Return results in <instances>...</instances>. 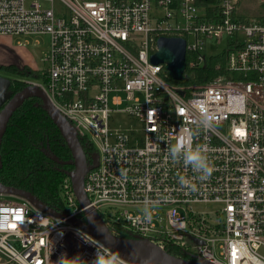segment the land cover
Instances as JSON below:
<instances>
[{
    "label": "built area",
    "instance_id": "1",
    "mask_svg": "<svg viewBox=\"0 0 264 264\" xmlns=\"http://www.w3.org/2000/svg\"><path fill=\"white\" fill-rule=\"evenodd\" d=\"M234 3L0 0V35L50 37L47 67L31 85L73 124L91 148V164L98 154L85 175L86 207L114 234L126 231L160 247L167 238L217 264H264V24L242 23L230 11ZM171 35L186 40L192 66L207 60L209 40L228 38L214 54L223 53L232 78L191 83L184 71L181 81L169 82L166 64L151 56L158 39ZM117 111L141 128L114 130ZM201 113L208 114L206 126L198 124ZM189 130L212 169L204 179L167 155V142ZM67 177L64 218L28 199L0 201V264H91L99 249L107 264H131L69 220L84 219L86 207ZM199 202L220 208L198 210Z\"/></svg>",
    "mask_w": 264,
    "mask_h": 264
},
{
    "label": "water",
    "instance_id": "2",
    "mask_svg": "<svg viewBox=\"0 0 264 264\" xmlns=\"http://www.w3.org/2000/svg\"><path fill=\"white\" fill-rule=\"evenodd\" d=\"M158 50L151 56L153 63H165L171 78L180 80L186 69V40L182 37L161 36L158 39ZM11 78L0 75V147L3 136L6 132L9 120L14 112L31 97L41 99L43 107L47 110L51 119L59 129L67 146L72 152V159L69 161L75 168L64 170L71 178L75 195L82 207L89 205V199L84 189L86 173L98 165V154L94 157L92 165H88L87 158L73 124L50 102L44 90L35 84L27 85L15 94L9 91ZM57 163H61L56 156H53ZM2 158L0 155V168ZM10 193L31 201L40 210L55 217L64 218V212L57 211L37 198L31 192L6 185L0 181V194ZM84 219L70 218L69 220L77 226L82 227L88 233L96 237L111 252L131 264H217L201 256L185 258L166 251L154 242L124 237L114 234L105 224L99 212L86 207ZM202 243V242H201Z\"/></svg>",
    "mask_w": 264,
    "mask_h": 264
},
{
    "label": "trees",
    "instance_id": "3",
    "mask_svg": "<svg viewBox=\"0 0 264 264\" xmlns=\"http://www.w3.org/2000/svg\"><path fill=\"white\" fill-rule=\"evenodd\" d=\"M198 1L200 6L218 2V0ZM215 56L207 70L197 71L193 82H207L205 78L211 79L217 73L214 70L217 68L216 62L221 60L223 53ZM189 58L187 56L188 61ZM10 70L14 71L13 74ZM0 71L11 74L9 91L12 94L26 86L22 81L14 79L18 77L17 75L39 77L36 70L27 64L19 68L15 63H1ZM81 143L85 150H91L84 140L81 139ZM0 155L2 183L25 189L47 205L57 210H64L59 195V185L66 176L64 170L74 169V165L69 163L72 152L43 107L40 98L26 99L14 112L2 139ZM53 156L62 162L57 163ZM165 250L174 255L188 257L178 245L169 244Z\"/></svg>",
    "mask_w": 264,
    "mask_h": 264
},
{
    "label": "rangeland",
    "instance_id": "4",
    "mask_svg": "<svg viewBox=\"0 0 264 264\" xmlns=\"http://www.w3.org/2000/svg\"><path fill=\"white\" fill-rule=\"evenodd\" d=\"M45 5H49V3H46ZM235 6V3H234ZM57 7L60 9H63V6H61L60 3H57ZM205 9H202L204 11ZM235 14L236 17L241 19L242 18H261L264 17V0H236V6H235ZM156 13H160V9L155 10ZM241 36H243V33H241ZM167 37H179V36H167ZM228 40V38H225L220 41V43L217 45L215 41L209 40L208 41V53H207V60L203 62V64L200 65H190L187 64V55H186V69L185 72L188 74V82L191 83H199V82H193V79H196V73L198 70H207L210 66L211 60L216 57L215 52H219L223 49L225 46V41ZM50 46V37L46 34H31L27 36H7V35H0V65L1 63H10L14 62L15 65L19 66V68H22L24 65V61L30 62L31 64L28 65L30 68H33L36 70L37 74H39L40 77V70L45 69L47 67L46 62V55L49 51ZM22 55V57H21ZM221 60L216 62V66L218 63L222 64V68L220 69H214L215 72H217L211 79L205 78V81L209 82L213 79H215L218 75H224L225 77H231V75L226 74L227 72L223 68L224 60L223 58H220ZM40 69V70H39ZM10 70V73L13 74L14 71ZM205 73V72H204ZM1 75L10 77L11 74L0 71ZM18 77L14 78L17 80L22 81L23 83L27 85H31L32 81H34L36 78L39 77H32L29 75H17ZM14 77V76H13ZM235 78V77H233ZM42 80V79H39ZM169 82L177 83L179 81L168 78ZM204 83V82H200ZM141 124L138 123L137 120L131 118L125 111H117L113 114V118L111 121V126L114 130L124 128V129H140ZM79 137V136H78ZM81 140L82 138L79 137ZM83 140V139H82ZM90 165H92L90 163ZM66 175L63 180L67 177ZM70 178V177H69ZM71 179V178H70ZM62 180V182H63ZM85 183V179H84ZM75 193V192H74ZM62 194V185L60 183L59 185V195ZM76 196V195H75ZM61 197V196H60ZM77 198V197H76ZM20 199H24L20 196L10 194V193H2L0 194V201H20ZM78 200V199H77ZM79 202V201H78ZM193 206L198 210H204L209 212H215L218 208H220L219 203L210 202H199L193 204ZM55 209V208H54ZM64 209V208H63ZM57 210V209H56ZM65 210V209H64ZM61 211V210H57ZM119 235L121 236H128L132 237L128 232L121 231L119 232ZM138 239V238H137ZM166 243L161 246L162 248H166V246L170 245H178L181 247V250L184 252L188 258L191 256L188 254V252L185 250L184 244H178L174 241H171L167 238H162ZM156 241V240H155ZM189 244L195 243L194 240H189ZM157 245L158 242L156 241ZM200 243V242H198ZM201 244V243H200ZM160 246V245H159ZM219 256V254H217ZM178 256V255H177Z\"/></svg>",
    "mask_w": 264,
    "mask_h": 264
},
{
    "label": "clouds",
    "instance_id": "5",
    "mask_svg": "<svg viewBox=\"0 0 264 264\" xmlns=\"http://www.w3.org/2000/svg\"><path fill=\"white\" fill-rule=\"evenodd\" d=\"M208 123V114L201 113L198 124L206 126ZM194 133L189 130L184 137L176 139L174 142H167V155L172 161H180L185 167L189 168L192 173L200 178H206L210 172L211 167L203 148L200 145L193 144L190 137ZM182 185L190 189H195V184L185 177L179 178ZM91 264H107V256L101 249L97 252Z\"/></svg>",
    "mask_w": 264,
    "mask_h": 264
},
{
    "label": "bare ground",
    "instance_id": "6",
    "mask_svg": "<svg viewBox=\"0 0 264 264\" xmlns=\"http://www.w3.org/2000/svg\"><path fill=\"white\" fill-rule=\"evenodd\" d=\"M191 1H193V4H194V5H196V6H200L198 0H191ZM224 10H225L224 7H219L217 11H218V13H220V11H224ZM230 11H231V13H233V12L236 11V10H234V9L231 8ZM235 15H236V14H235ZM242 23H245V24H250V23H260V24H264V17H261V18H255V19L242 18ZM195 61H197V60H195ZM195 61H194V62H195Z\"/></svg>",
    "mask_w": 264,
    "mask_h": 264
},
{
    "label": "flooded vegetation",
    "instance_id": "7",
    "mask_svg": "<svg viewBox=\"0 0 264 264\" xmlns=\"http://www.w3.org/2000/svg\"><path fill=\"white\" fill-rule=\"evenodd\" d=\"M18 92V91H17ZM15 94V93H14ZM13 95V94H12ZM81 141V140H80ZM82 144V143H81ZM83 146V145H82ZM83 149H84V147H83ZM84 152H85V155H86V158H87V162H88V165H90V160H91V157H92V152H91V150H85L84 149ZM97 155V154H96ZM74 168H75V166H74ZM10 186H12V185H10ZM186 258H188V257H186ZM191 258V257H190Z\"/></svg>",
    "mask_w": 264,
    "mask_h": 264
},
{
    "label": "crops",
    "instance_id": "8",
    "mask_svg": "<svg viewBox=\"0 0 264 264\" xmlns=\"http://www.w3.org/2000/svg\"><path fill=\"white\" fill-rule=\"evenodd\" d=\"M21 57H22V55H21ZM23 58V57H22ZM10 63H14V62H10ZM24 64H28V65H30L31 63L30 62H27V61H24ZM23 64V65H24Z\"/></svg>",
    "mask_w": 264,
    "mask_h": 264
}]
</instances>
